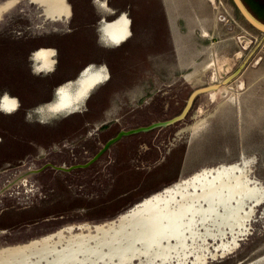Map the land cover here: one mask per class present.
Returning <instances> with one entry per match:
<instances>
[{
  "label": "rangeland",
  "instance_id": "374dc122",
  "mask_svg": "<svg viewBox=\"0 0 264 264\" xmlns=\"http://www.w3.org/2000/svg\"><path fill=\"white\" fill-rule=\"evenodd\" d=\"M69 2V22L46 20L27 2L0 19V100L18 101L13 114L0 107V247L112 221L207 167L239 162L246 190L264 186V59L247 70L253 58H264V35L232 0ZM242 2L264 23V0ZM123 11L132 35L115 46L101 38L99 24ZM242 36L249 43L240 45ZM45 47L55 50L57 64L38 74L31 55ZM88 65L105 66L111 77L94 87L82 111L36 113L57 86ZM227 78L196 96L183 120L126 135L86 167L55 168L88 162L121 130L172 119L194 90ZM248 84L253 88L245 92ZM254 211L239 245L208 264L264 257V202ZM212 242L224 246L218 238ZM191 262L189 255L183 264Z\"/></svg>",
  "mask_w": 264,
  "mask_h": 264
},
{
  "label": "bare ground",
  "instance_id": "6f19581e",
  "mask_svg": "<svg viewBox=\"0 0 264 264\" xmlns=\"http://www.w3.org/2000/svg\"><path fill=\"white\" fill-rule=\"evenodd\" d=\"M16 1L0 4V19ZM34 1L45 4L49 19H70L72 15L68 0ZM129 22L125 12L114 20L103 21L101 38L121 46L131 37ZM240 39L249 41L243 36ZM55 55L54 49L46 47L34 52L35 72L52 71ZM225 73L224 68L221 74ZM109 76L103 65L84 67L75 79L56 87L53 98L36 113L42 117L70 116L82 111L94 87L107 82ZM17 105L15 97L4 95L0 100L1 109L10 114L17 111ZM242 169L239 162L203 168L145 198L112 221L67 227L27 243L2 246L0 264H183L189 255L193 262L188 264H208L239 245L241 236L248 234L247 217L264 202V186L255 187L260 196L254 197L255 188L245 189ZM216 238L223 247L212 242ZM209 250L214 251L202 252ZM263 261L264 257H259L245 264Z\"/></svg>",
  "mask_w": 264,
  "mask_h": 264
},
{
  "label": "water",
  "instance_id": "95a60500",
  "mask_svg": "<svg viewBox=\"0 0 264 264\" xmlns=\"http://www.w3.org/2000/svg\"><path fill=\"white\" fill-rule=\"evenodd\" d=\"M19 1L20 0H17L13 5L18 3ZM232 2H233V5H235L237 7L238 11L240 12V14L244 18V20L247 21L250 24V26L252 25V27H254L257 31H259L260 33H262L264 35V23L259 21L255 16L252 15L251 12L248 11V9L246 8V5L243 4L242 0H232ZM37 7H39V6H37ZM41 15L44 16V13L42 12ZM230 79L231 78H227V79L221 81L219 84H211V85L205 86L204 88L194 90L189 95V98L187 99V103H186L185 107L183 108V110L178 115H175L170 120L158 121V122L152 123L148 126H142L139 128L129 129L126 131H123V130L119 131L116 134V136L112 137L109 141H107L105 143V145L100 150H98V152L95 154V156L93 158H91V160H89L86 164H80L79 166H74V167L72 166V167L64 168V169L59 168V167H55V168L58 170H62V171H64V170L68 171L71 168H76V167L80 168V167L89 165L92 162H94L103 152H105V150L108 149L111 146V144L119 141L123 137H126V135L142 133V132H146V131H149L151 129L158 128V127H166L169 125H173L175 122H179V121L183 120L185 118V115L188 113L192 103L194 102L193 100L196 96L203 94L205 92H208V91H215V90L219 89L220 86L228 83L230 81ZM39 171L40 170H33L31 172V174L37 173Z\"/></svg>",
  "mask_w": 264,
  "mask_h": 264
},
{
  "label": "flooded vegetation",
  "instance_id": "af4514ba",
  "mask_svg": "<svg viewBox=\"0 0 264 264\" xmlns=\"http://www.w3.org/2000/svg\"><path fill=\"white\" fill-rule=\"evenodd\" d=\"M30 1H31V2H30ZM21 2H27V3H30V4L33 3L32 5H34V6H36V7L39 6V7H38V8H40L39 10H41V12L44 13L43 18L46 19V20L52 21V22H60V21H61V22H69V21L72 20V18H73V16H74L73 9H72V6L70 5L69 0H68V3H69V5H70V7H71V9H72V15H71L70 19H64V20H63V19H60V20H52V19L47 18L46 15H45V10H44V9L46 8V7H45V4H44V5H40V4H38L37 2H35L34 0H21V1H19L18 3H16L15 5H13L12 8H14L15 6H17V5H18L19 3H21ZM100 3H101L102 8H106V9H107V4H106L105 2H100ZM12 8H10V9L8 10V12H10V11L12 10ZM8 12H7V13H8ZM123 12H125V13L127 14L126 11H123ZM123 12H121L120 14H123ZM5 14H6V13H5ZM5 14H4V15H5ZM120 14H119L117 17H119ZM127 16H128V14H127ZM117 17H116V18H117ZM1 18H2V17H1ZM128 18H129V17H128ZM114 19H115V18H114ZM114 19H113V20H114ZM103 21H106V20H105V19H104V20H103V19L101 20V22H100V24H99L100 27H101V23H102ZM109 21H110V20H109ZM131 31H132V30H131ZM131 35H132V34H131ZM123 44H124V43H123ZM46 48H49V47H46ZM41 49H43V48H39V49L36 50V51H39V50H41ZM52 49H53V48H52ZM36 51H34V52H36ZM34 52H33V53H34ZM33 53H32V55H33ZM56 54H57V53H56ZM32 55H31V58H32ZM55 56H56V55H55ZM236 56H237V53H236ZM32 59H33V58H32ZM33 61H34V60H33ZM56 64H57V61H56V63H55V66H56ZM54 69H55V67H54ZM54 69H53L52 71H54ZM81 70H82V69H81ZM81 70H80V71H81ZM52 71H45V72H40V73L45 74V73H47V72H52ZM80 71H79V72H80ZM79 72H78V74H79ZM222 72H224V67L221 68V73H222ZM40 73H38V74H40ZM109 78H110V76H109ZM67 81H68V80H67ZM108 81H109V79H108ZM108 81H107V82H108ZM62 83H63V82H62ZM105 83H106V82H105ZM103 84H104V83H103ZM60 85H61V84H60ZM57 87H58V86H57ZM90 97H91V95H90ZM90 97H89V98H90ZM89 98L87 99V101L89 100ZM87 101H86V102H87ZM17 106H18V105H17ZM2 111H3V110H2ZM4 112H5V111H4ZM5 113H6V114H10V112H5ZM104 145H105V144H104ZM104 145H103V146H104ZM103 146H102V147H103ZM146 146H147V145H146ZM102 147H101V148H102ZM147 147H148V146H147ZM101 148H100V149H101ZM100 149H99V150H100ZM146 149H149V148H146ZM108 150H109V148L106 149L105 152L108 151ZM103 153H104V152H103ZM103 153H102V154H103ZM90 160H91V159H90ZM86 163H87V162H86ZM86 163H84V164H86ZM76 166H79V165H76ZM86 166H87V165H86ZM86 166H83V167H86ZM78 168H79V167H78ZM146 175H148V172H146ZM146 175H145V176H146ZM146 178H148V176H147V177H143L142 180H144V179H146Z\"/></svg>",
  "mask_w": 264,
  "mask_h": 264
},
{
  "label": "crops",
  "instance_id": "0c3cea01",
  "mask_svg": "<svg viewBox=\"0 0 264 264\" xmlns=\"http://www.w3.org/2000/svg\"><path fill=\"white\" fill-rule=\"evenodd\" d=\"M241 40V39H240ZM242 42H246V41H239V43H240V45H241V43ZM249 43V42H248ZM242 48H243V46H241ZM237 52H239L240 53V51H237ZM264 58L263 57H256V58H253V61L251 62V64L249 65V68L247 69V70H252V68H254V69H256V68H258L259 67V65L261 64V62H262V60H263ZM225 68V67H224ZM246 70V71H247ZM242 75V78H243V76H244V74H245V71L244 72H242L241 73ZM243 82V81H242ZM252 88H253V86H252V84H248V87H247V89L245 90V92H249L250 90H252Z\"/></svg>",
  "mask_w": 264,
  "mask_h": 264
},
{
  "label": "trees",
  "instance_id": "16d2710c",
  "mask_svg": "<svg viewBox=\"0 0 264 264\" xmlns=\"http://www.w3.org/2000/svg\"><path fill=\"white\" fill-rule=\"evenodd\" d=\"M257 19H259V20H260V18H258V17H257Z\"/></svg>",
  "mask_w": 264,
  "mask_h": 264
}]
</instances>
